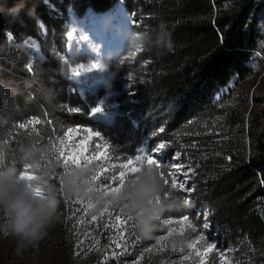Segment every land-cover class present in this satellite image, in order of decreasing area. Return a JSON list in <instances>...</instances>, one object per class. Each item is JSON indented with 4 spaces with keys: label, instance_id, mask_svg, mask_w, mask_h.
<instances>
[{
    "label": "trees",
    "instance_id": "1",
    "mask_svg": "<svg viewBox=\"0 0 264 264\" xmlns=\"http://www.w3.org/2000/svg\"><path fill=\"white\" fill-rule=\"evenodd\" d=\"M117 1L7 0L8 9L20 3L23 8L19 20L7 18L4 25L12 37L8 52H16L17 59L12 63L0 58V114L11 113L10 121L0 115V167L22 169L20 149L33 143L48 145L53 154L52 145L64 131L82 126L110 138L111 149H118L115 154L136 155L154 131L208 112L232 76L247 71L259 39L257 0H125L127 10L140 6L149 16L153 37L165 22L171 46L142 50L134 66L111 63L112 86L121 92L124 88L118 100L126 115L111 126L93 121L63 62L69 12L103 11ZM27 38L39 42L42 57L34 58L24 46ZM5 39L0 33V43ZM147 58L152 79L136 82L134 70L143 68ZM126 78H132L128 91ZM5 96L12 98L10 104ZM72 108L80 111L73 113ZM252 142L248 159L205 178L194 201L187 202L178 187L171 188L172 176H165L172 195L161 220L187 215L199 234H213L210 239L215 238L218 251L229 250V264H264V132H255ZM158 163L159 171L171 172L165 158Z\"/></svg>",
    "mask_w": 264,
    "mask_h": 264
},
{
    "label": "rangeland",
    "instance_id": "2",
    "mask_svg": "<svg viewBox=\"0 0 264 264\" xmlns=\"http://www.w3.org/2000/svg\"><path fill=\"white\" fill-rule=\"evenodd\" d=\"M257 1L261 6L257 25L259 39L245 74L232 76L227 87L215 98L214 107L208 112H201L186 124L179 123L176 127L166 126L154 131L148 135L142 147L151 148L153 151L147 154L152 155L153 159L160 157L157 162L165 158L177 185L184 184V189L178 188L187 202L194 201L195 196L200 194L205 178L214 176L238 159L247 160L252 149V135L264 132V0ZM7 4V0H0V33L5 36ZM139 7L127 10L125 0H118L103 11L88 8L82 15L73 10L69 12L67 52L63 56V62L69 68L70 81L88 104L89 118L105 126H111L118 118L126 115L125 107L118 100L124 88L121 92L112 86L110 64L121 63V67L128 63L136 65L142 51L129 49V37L133 31L148 32L150 29L147 22L149 16L143 15L144 10ZM24 46L34 58L42 57L37 40L27 38ZM145 61L143 68L134 70L132 77L136 82H145L142 77L152 79V73L147 69L150 59ZM93 63L98 67L87 71ZM76 71L80 72L79 76L75 74ZM131 79L125 80L126 91L132 87ZM96 106L102 108L100 113L91 111ZM77 128L93 132L86 155H95V150L103 152L107 145L106 158L98 157L90 164L100 173L95 183L102 189L117 186L120 171L118 165L127 162L125 156L115 154L114 151L118 149L116 146L111 149L110 138L93 131L91 126ZM95 133H99V136ZM85 135L81 131L76 142L79 143ZM160 143H164L166 147L157 153L155 148ZM134 156L127 158L133 159ZM53 160L56 162L54 158ZM58 164L61 165L58 171H62L64 166ZM73 166L76 165L70 162L69 167ZM80 166H83V161ZM136 174L128 173L127 179ZM111 176L116 179H106ZM262 204L264 209V200ZM179 220L181 219L161 220L160 230L155 233L159 239L149 241L139 235L134 222L118 209H110L97 215L84 201L70 198L62 204L61 218L49 230V235L35 246L20 248L19 255L17 238L9 233L7 221L0 220V264H140L146 252L158 253L153 258L154 264H159L162 257L169 264H202V261L203 264L230 263L229 250L218 251L217 242L213 241L215 238L210 239L212 233L199 234L200 229L190 220L191 227L170 223ZM177 235L185 240L182 249H177L172 243ZM201 235L204 236L203 241H200ZM195 241H199L197 248H189L188 245ZM208 243L214 244L215 248L207 256H197L196 251L202 252ZM144 264H147L146 259Z\"/></svg>",
    "mask_w": 264,
    "mask_h": 264
},
{
    "label": "clouds",
    "instance_id": "3",
    "mask_svg": "<svg viewBox=\"0 0 264 264\" xmlns=\"http://www.w3.org/2000/svg\"><path fill=\"white\" fill-rule=\"evenodd\" d=\"M23 4L5 10L10 22L20 19ZM171 46L167 25L161 21L153 37L150 32L133 31L129 37V49L139 52L151 47L168 48ZM13 47L11 35L0 43V58L14 63L17 53H9ZM23 47V45L19 46ZM104 70V67H103ZM10 104V96L2 97ZM4 120H11V113L4 110ZM23 168L14 165L0 167V220L7 221L9 233L18 240L17 255L20 248L35 246L49 235V230L61 218V206L68 199L84 201L99 215L110 209H118L134 226L145 240H158L155 233L160 230L163 213L168 210L167 198L172 194L166 190L158 169L145 166L135 176L130 177L122 187L105 191L93 182L98 169L91 165L61 168L52 158L48 145L29 144L20 149ZM27 171L32 179H22ZM8 234V233H6ZM182 249L185 240L182 236L172 242ZM158 253H145L140 264H154ZM159 264H169L161 258Z\"/></svg>",
    "mask_w": 264,
    "mask_h": 264
},
{
    "label": "snow or ice",
    "instance_id": "4",
    "mask_svg": "<svg viewBox=\"0 0 264 264\" xmlns=\"http://www.w3.org/2000/svg\"><path fill=\"white\" fill-rule=\"evenodd\" d=\"M98 65L96 63H93L87 71H92L93 69H96ZM77 76L80 75L79 71H76L75 73ZM71 112H79L80 109L72 108L70 109ZM93 113H100L102 111V108L100 106H96L91 109ZM83 131L86 133V135L79 141V143L76 142V137L80 134V132ZM95 135L98 137L99 133H95ZM93 132L88 129H73L68 128L66 131L63 132L62 138L58 140L57 143H54L52 145L53 150V158L56 160L57 163H60L64 166V168L69 167V163L76 166L81 165V161H83V165H90L92 161L96 160L98 157L100 158H106L107 156V145L104 146L103 152L100 150H95V155H86L88 152L89 144L92 140ZM166 145L164 143H160L158 147L155 148V152L160 153L161 150L165 149ZM153 150L151 148L145 149L140 148L139 153L134 156L133 159H129L125 157L126 163H120L118 165L119 171V184L115 187H112L110 189H102L105 191H113L123 186V184L127 181L128 173H138L142 168L146 166L153 167L156 169H160L161 165L157 162V159H160L158 157L157 159H153L152 155H149L147 153H151ZM163 156V153H161V157ZM160 176L161 179L164 181L165 184L168 183V180L165 179V176H173L174 173L172 172H165L164 170H160ZM100 177V173H96V175L93 177V182H97ZM22 179H32L31 175L25 171L24 175L21 177ZM106 179H116L115 176L106 177ZM179 187L180 189H184V184L180 183L177 185L176 179H172L171 181V188L176 189ZM123 223V221H121ZM170 223H179L181 226L188 225L191 227V224L189 222V217L187 215L183 216V218L179 221H170ZM116 225L114 224L113 227ZM204 240V236H200V241ZM199 244V241H195L193 243H190L188 245L189 248L196 249L197 245ZM215 248V245L212 243H208L207 246L203 249V251H196L197 256H207L208 253H210ZM203 264V261H202Z\"/></svg>",
    "mask_w": 264,
    "mask_h": 264
}]
</instances>
